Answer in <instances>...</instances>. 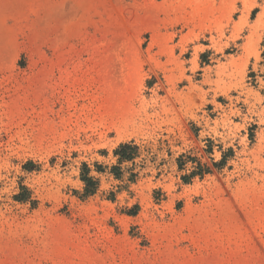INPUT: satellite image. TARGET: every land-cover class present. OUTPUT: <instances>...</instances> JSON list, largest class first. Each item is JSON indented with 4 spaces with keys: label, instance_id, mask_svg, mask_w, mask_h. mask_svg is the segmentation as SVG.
<instances>
[{
    "label": "rangeland",
    "instance_id": "rangeland-1",
    "mask_svg": "<svg viewBox=\"0 0 264 264\" xmlns=\"http://www.w3.org/2000/svg\"><path fill=\"white\" fill-rule=\"evenodd\" d=\"M0 264H264V0H0Z\"/></svg>",
    "mask_w": 264,
    "mask_h": 264
},
{
    "label": "trees",
    "instance_id": "trees-1",
    "mask_svg": "<svg viewBox=\"0 0 264 264\" xmlns=\"http://www.w3.org/2000/svg\"><path fill=\"white\" fill-rule=\"evenodd\" d=\"M139 154V148L134 145V143H127V144H122L119 146V148L115 151V155L119 158L120 163L124 162H132L134 161ZM181 160V158H180ZM184 166L183 162H181V167ZM98 170L101 171V167H98ZM200 172L204 174L205 170L204 167L200 165ZM118 171H120L118 169ZM90 169L87 165L83 166V173H82V181L85 184V189H84V197H89L97 193L98 188H99V181L96 180L94 177L90 176ZM208 172V171H207ZM116 177L118 178L121 174L120 172L115 173ZM199 175V173H192V177H195ZM185 180L190 179L189 177H185Z\"/></svg>",
    "mask_w": 264,
    "mask_h": 264
},
{
    "label": "bare ground",
    "instance_id": "bare-ground-1",
    "mask_svg": "<svg viewBox=\"0 0 264 264\" xmlns=\"http://www.w3.org/2000/svg\"><path fill=\"white\" fill-rule=\"evenodd\" d=\"M86 73H87V72H86ZM121 120H122V122L124 123L123 119H121ZM125 125H126V124H125ZM112 127H115V129H117L119 133H122V132L124 131V129H126V127L123 126L122 123H120V122L117 123V121H116V123L113 124ZM118 132H117V133H118Z\"/></svg>",
    "mask_w": 264,
    "mask_h": 264
}]
</instances>
